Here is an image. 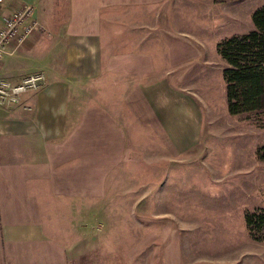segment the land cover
<instances>
[{
    "label": "rangeland",
    "instance_id": "374dc122",
    "mask_svg": "<svg viewBox=\"0 0 264 264\" xmlns=\"http://www.w3.org/2000/svg\"><path fill=\"white\" fill-rule=\"evenodd\" d=\"M263 3L152 1L148 24L136 31L143 44H155L151 73L140 76L142 84L154 78L153 84L182 86L198 115L184 103L183 113L172 119L178 124L153 126L147 107L132 93L122 106L113 96L119 87L95 82L98 100L121 104L125 121L116 128L120 144L106 139L105 130L95 137V150L113 145L110 151L116 149L119 159L106 170L95 159L92 195L78 194V223L66 229L73 264H264V240L253 239L244 223L245 212L264 208V160L258 158L264 111L227 113L225 63L215 50L222 39L250 30V14ZM187 69L190 78L182 81L179 72ZM160 95L166 96L158 89ZM99 117L98 110L94 118Z\"/></svg>",
    "mask_w": 264,
    "mask_h": 264
},
{
    "label": "crops",
    "instance_id": "0c3cea01",
    "mask_svg": "<svg viewBox=\"0 0 264 264\" xmlns=\"http://www.w3.org/2000/svg\"><path fill=\"white\" fill-rule=\"evenodd\" d=\"M152 1L4 0V10L31 4L40 28L3 56L0 77L15 83L41 71L44 81L18 103L0 106V264H73L66 229L78 223L79 192L92 195L95 159L104 170L119 159L110 150L121 143L116 128L125 121L122 106L130 93L147 107L153 126L178 124L172 119L185 104L198 115L182 86L153 84L154 78L142 84L155 44H143L136 31L148 24ZM179 74L182 81L191 75L188 69ZM99 81L122 89L113 94L122 106L110 97L98 100ZM158 89L166 96L158 99ZM98 110L103 118H94ZM104 130L114 143L95 150V137Z\"/></svg>",
    "mask_w": 264,
    "mask_h": 264
},
{
    "label": "trees",
    "instance_id": "16d2710c",
    "mask_svg": "<svg viewBox=\"0 0 264 264\" xmlns=\"http://www.w3.org/2000/svg\"><path fill=\"white\" fill-rule=\"evenodd\" d=\"M252 28L216 43L225 63L221 70L224 104L228 114L264 111V3L250 14ZM258 158L264 160V144ZM244 223L255 240H264V208L245 212Z\"/></svg>",
    "mask_w": 264,
    "mask_h": 264
},
{
    "label": "built area",
    "instance_id": "2783aa9c",
    "mask_svg": "<svg viewBox=\"0 0 264 264\" xmlns=\"http://www.w3.org/2000/svg\"><path fill=\"white\" fill-rule=\"evenodd\" d=\"M3 5L4 0H0V61L38 27L31 4L22 2L9 10H4ZM43 81L44 77L38 71L14 84L0 78V106L18 103L22 93L39 88Z\"/></svg>",
    "mask_w": 264,
    "mask_h": 264
}]
</instances>
